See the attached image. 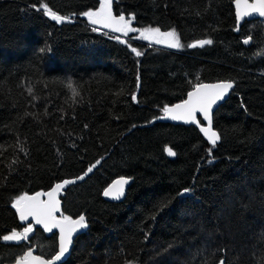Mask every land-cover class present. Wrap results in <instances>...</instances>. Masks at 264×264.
Listing matches in <instances>:
<instances>
[{
	"label": "trees",
	"instance_id": "16d2710c",
	"mask_svg": "<svg viewBox=\"0 0 264 264\" xmlns=\"http://www.w3.org/2000/svg\"><path fill=\"white\" fill-rule=\"evenodd\" d=\"M234 1L112 0L136 27L175 29L173 50L93 26L83 13L100 0H0V236L27 225L18 196L100 162L62 195L63 215L89 225L62 264H264V20L238 27ZM202 39L212 44L188 46ZM218 81L234 87L213 114L215 146L158 120ZM121 176L133 179L125 198L104 200ZM29 244L51 257L57 235L37 228ZM30 246L0 239V264Z\"/></svg>",
	"mask_w": 264,
	"mask_h": 264
},
{
	"label": "snow or ice",
	"instance_id": "6c2138e0",
	"mask_svg": "<svg viewBox=\"0 0 264 264\" xmlns=\"http://www.w3.org/2000/svg\"><path fill=\"white\" fill-rule=\"evenodd\" d=\"M237 6V17L250 16L253 13L264 17V0H254L249 3V0H235ZM33 7H36L33 5ZM44 14L50 16L51 19L63 22L67 18L58 15L53 11L48 4L41 5ZM89 18L90 22L94 25H101L114 32H122L127 35L128 32H140L145 39L153 40L156 44H164L169 48H181L183 45L180 43L179 34L175 29L171 31H161L159 27H146L143 29L134 28L131 26V21L135 19L133 15L130 19H126L123 14L117 16L112 11V0H100L99 8L95 11H86L83 13ZM93 31H98L93 28ZM118 38V37H117ZM252 37L249 36L244 40L247 44L251 41ZM212 44L211 39H202L195 44L188 45L189 47H196ZM133 52L137 56L142 55L140 51L133 48ZM264 54V53H262ZM72 89L73 98L79 95V92L70 83L68 85ZM233 87L231 81H222L214 84L199 83L195 85V90L187 94L188 98L180 104L173 107L165 106L163 111L167 118L172 120H182L185 123H194L200 126V131L204 133L208 141L215 146L217 141L221 139L220 134L212 128V109L218 100H222L229 89ZM135 99V96H133ZM201 113L207 121V126H201L200 121L196 119V114ZM165 117H160L163 119ZM169 156H175L176 153L169 147L166 149ZM92 168L88 169L91 172ZM87 173H85L86 175ZM77 179L83 180L84 176H79ZM73 180H65L63 183H58L48 192H37L33 196L27 194L18 196L15 202L12 203V208L16 209L22 221H26L29 217L35 219L36 224L42 225L45 230L51 232L53 228L59 229V249L50 258L45 259L40 255H34V249L28 248L23 251L19 257L14 261V264H57L61 261L62 257L69 251L72 245V237L79 229L87 228V222L83 215L77 219L70 216H65L63 213L57 217L56 213L60 212V201L57 195L66 185L74 183ZM128 179L121 177L109 186L105 191V196H110L112 199L119 200L124 195V186L128 183ZM184 192H189L190 189H184ZM183 194V193H181ZM47 196L48 199L42 200L41 197ZM166 206V205H164ZM33 232L31 225L25 227L22 231L12 229L9 234L0 236V239L6 242L20 243L28 241L29 233ZM219 264H224L221 259Z\"/></svg>",
	"mask_w": 264,
	"mask_h": 264
},
{
	"label": "water",
	"instance_id": "95a60500",
	"mask_svg": "<svg viewBox=\"0 0 264 264\" xmlns=\"http://www.w3.org/2000/svg\"><path fill=\"white\" fill-rule=\"evenodd\" d=\"M254 2V0H249V3H253ZM234 6H235V14H236V18H237V24H238V27H241L242 25H243V23L245 22V21H251V20H254V19H263L264 20V17H261V16H259L258 14H256V13H253L252 15H250V16H244V17H242V18H238L237 17V11H238V9H237V6H236V4H235V1H234ZM112 11H113V14L115 15V13H114V10H113V7H112ZM93 26H96L98 29H101V30H106V29H108V28H105V27H103V26H101V25H94V24H92ZM110 30V29H109ZM110 32L112 33V34H114V35H116V36H126L124 33H122V32H114V31H111L110 30ZM247 39V38H246ZM251 42H252V40L249 42V43H247V44H245L246 46H249L250 44H251ZM219 82H222V81H218V82H209V83H204V84H214V83H219ZM232 82V81H231ZM233 83V87H234V82H232ZM232 87V88H233ZM231 88V89H232ZM231 89H229L228 90V92L225 94V96H224V98L222 99V100H218L217 102H216V104L213 106V109H212V128H213V114H214V112L228 99V97H229V94H230V91H231ZM195 90V88L193 89V90H191V91H194ZM190 91V92H191ZM188 98V96H186V99ZM186 99H184V100H186ZM183 100V101H184ZM183 101H180V102H177V103H175V104H172V105H169L168 107H173V106H175L176 104H180V103H182ZM199 116L201 117V119H202V123H200V125L201 126H207V121L204 119V117H203V115L201 114V113H197L196 114V119L197 120H199ZM160 117H165V118H163V119H160ZM159 117V121H163V122H167V123H174V124H184V125H194V126H196V127H198V129L200 130V126H198L197 124H194V123H185L184 121H182V120H172V119H170V118H167L166 116H165V114H163L162 116H160ZM200 121V120H199ZM213 130H215L214 128H213ZM216 131V130H215ZM201 132V131H200ZM202 133V135L204 136V138L208 141V139H207V137L204 135V133L203 132H201ZM209 142V141H208ZM218 142V141H217ZM210 143V142H209ZM169 148V147H168ZM166 153H167V151H166ZM168 155V154H167ZM169 156V155H168ZM169 157H171V158H175V156H169ZM100 164V162H98L95 166H93V167H91L92 168V171L91 172H88V170L85 172V173H87L86 175H85V173L84 174H82V175H80V176H84V179L83 180H79V179H77L78 177H76V178H71V179H65V180H73V181H75L74 183H71V184H68V185H66L62 190H60L59 191V193H58V195H57V199H59V201H60V212H57L56 213V215H57V217H60V214L62 213V195H63V193L70 187V186H72V185H75V184H77V183H81V182H83L84 180H86V178L88 177V176H90L92 173H93V171L96 169V167L98 166ZM121 177H123V178H126V179H128V183L124 186V189H125V191H124V195L119 199V200H116V199H112L110 196H105L104 195V191L109 187V186H111L115 181H117V180H119ZM121 177H117V178H115L105 189H104V191H103V193H102V197H103V199L104 200H106V201H113V202H120V201H122L124 198H125V196H126V194H127V190H128V188H129V186L131 185V183L133 182V179L132 178H129V177H125V176H121ZM65 180H62V181H60V182H58V183H63V181H65ZM58 183H56V184H58ZM55 184V185H56ZM55 185L53 186V187H51L49 190H47V191H45V192H48V191H51L52 190V188H54L55 187ZM36 193H34V194H28L29 196H33V195H35ZM41 199L42 200H47L48 199V197L47 196H43V197H41ZM19 215V214H18ZM84 217H85V215L84 214H82ZM79 217V216H78ZM78 217H72L73 219H77ZM86 219V218H85ZM21 220V219H20ZM22 221V220H21ZM23 222H25V223H27V222H29V225H31L32 227H33V232H31V233H29V237H31V236H33L34 235V233H35V229L36 228H39V229H41L43 232H44V234L47 236V237H51L52 235H54V234H56L57 235V242H58V247H57V251H58V249H59V229H57V228H53L52 229V231L51 232H49V231H47V230H45V228L42 226V225H40V224H36V222H35V219L33 218V217H29L26 221H23ZM89 227V225H88V223H87V228ZM87 228H83V229H79L77 232H75L74 234H73V237H72V245L70 246V249H69V251L65 254V256L64 257H62V259H61V261H59V262H57V264H62V263H64L69 257H70V255H71V253H72V250H73V247H74V244H75V241H76V239H77V237L79 236V235H81L82 233H84L86 230H87ZM29 248H32V249H34L35 251H34V255H40V256H42L43 258H45V259H48V258H50V257H45V256H43V255H41L40 253H38V250H37V248L35 247V246H30ZM56 251V252H57ZM6 264H14V261L13 262H11V263H6Z\"/></svg>",
	"mask_w": 264,
	"mask_h": 264
},
{
	"label": "rangeland",
	"instance_id": "374dc122",
	"mask_svg": "<svg viewBox=\"0 0 264 264\" xmlns=\"http://www.w3.org/2000/svg\"><path fill=\"white\" fill-rule=\"evenodd\" d=\"M131 17H132V16H131ZM131 17H127L126 19H130ZM87 18H88V17H87ZM88 20H89V18H88ZM133 21H134V20L131 21V26H132V27H134V28H138V29H143V28L136 27V26L133 24ZM89 22H90V20H89ZM145 28H146V27H145ZM129 34H134L136 38H138L139 40H142V41H144V42L155 43L153 40L145 39V38L141 35L140 32H131V31H130V32L127 33V35H129ZM127 35L124 36V38H125V37H128ZM120 37H123V36H120ZM180 43H181V42H180ZM155 44H156V43H155ZM158 45H161V46H163V47L169 48V47H167V46L164 45V44H158ZM169 49L178 50V49H180V48H169ZM27 224H29V222H27ZM28 226H29V225H28Z\"/></svg>",
	"mask_w": 264,
	"mask_h": 264
},
{
	"label": "flooded vegetation",
	"instance_id": "af4514ba",
	"mask_svg": "<svg viewBox=\"0 0 264 264\" xmlns=\"http://www.w3.org/2000/svg\"><path fill=\"white\" fill-rule=\"evenodd\" d=\"M28 225H29V224H27L26 227H27ZM36 231H37V228L35 229V233H34V235L36 234ZM34 235H33V236H34ZM33 236L29 237L28 241H22V242H20V243H27V245L30 246V244H29V243H30V239H31Z\"/></svg>",
	"mask_w": 264,
	"mask_h": 264
}]
</instances>
